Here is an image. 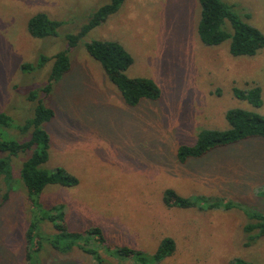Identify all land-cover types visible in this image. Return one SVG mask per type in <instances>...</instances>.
Here are the masks:
<instances>
[{"label":"rangeland","instance_id":"rangeland-1","mask_svg":"<svg viewBox=\"0 0 264 264\" xmlns=\"http://www.w3.org/2000/svg\"><path fill=\"white\" fill-rule=\"evenodd\" d=\"M107 1L0 0V112L12 119L9 126L0 125L4 139L29 137L20 131L34 114L28 94L47 83L53 62L39 66L40 56L69 48L67 36L80 31ZM223 1L264 32V0ZM40 12L61 22L58 35L30 34L28 21ZM200 16V0H125L70 49L71 70L50 94L39 91L38 97L55 110L45 125L51 136L45 166H62L79 184L49 185L42 199L48 207L65 205L71 229L98 226L107 246L141 250L151 264H231L235 257L264 264V236L249 241L245 232L250 209L264 211V138L178 160L179 146L195 144L201 130L227 128L229 109L264 114V48L247 57L230 53L231 39L204 44ZM94 39L122 44L133 56L127 75L152 79L160 97L129 106L88 52L86 43ZM23 64L33 66L27 70ZM256 85L263 91L260 107L234 94L235 87ZM7 155L0 151V157ZM28 156H11L7 186L0 177V264H27L26 232L33 215L20 170ZM166 189L196 198L204 209L167 206ZM210 201L218 207L207 208ZM166 237L175 250L155 261ZM89 240L97 244L94 237ZM105 258V264L135 262ZM34 259L37 264H94L82 252L59 253L48 245L34 252Z\"/></svg>","mask_w":264,"mask_h":264},{"label":"trees","instance_id":"trees-1","mask_svg":"<svg viewBox=\"0 0 264 264\" xmlns=\"http://www.w3.org/2000/svg\"><path fill=\"white\" fill-rule=\"evenodd\" d=\"M124 1L108 0L94 11L80 31L67 36L69 48L60 50L52 56L44 54L40 56L39 66H44L51 60L53 62L47 83L39 90L30 91L28 94V100L35 103L34 114L20 126V131L29 133V137L23 141L4 139L0 132V151L8 153L7 156L0 157V177L5 186L9 184V177L13 175L11 156L23 152L29 153L20 170V177L25 184L27 199L31 206L30 212L33 215V220L29 223L26 232L27 264H37V260H33L34 252L41 251L46 245L59 253L82 252L90 257L94 264H105V254L134 258V264H151L141 250L127 245L107 246L103 231L98 226H91L84 230L71 229L66 222L65 205L59 203L48 207L42 199V193L49 185L74 187L79 184V178L62 166L52 169L45 166L50 158L51 145V136L45 125L54 118L55 110L47 105L43 98H39L38 93L42 91L47 95L52 92L54 85L71 70L70 49L75 47L89 31L117 12ZM200 6L198 33L204 44L219 45L231 39L230 53L234 56L247 57L257 55L264 48V32L237 13L233 5L223 0H200ZM60 25V21L40 12L29 19L28 30L33 37L45 38L58 35ZM86 47L91 56L101 63L109 80L118 87L129 106L136 105L144 99L157 100L160 97L161 90L152 79L127 75L126 71L133 63V56L122 44L114 40L94 39L88 41ZM32 66L23 64V68L27 70H30ZM234 94L253 106L260 107L263 104V91L260 86L246 89L235 87ZM225 118L228 122L227 128L203 129L199 132L195 144L179 146L178 160L185 162L191 157L202 156L216 147L238 143L248 138H264V114L237 107L229 109ZM11 120L9 115L0 112L1 126H9ZM261 189H264V185ZM261 194L264 196V191ZM7 198L8 193L5 194L4 201ZM163 200L167 206L204 209L196 198L182 196L173 189L165 190ZM208 204L207 208L218 207L213 201ZM248 217L251 221L245 226V232L248 234L249 241L264 236V211L250 209ZM89 236L94 237L97 244H93ZM35 242L34 249L32 243ZM174 250V241L166 237L161 241L154 260L161 261L171 255ZM230 262L231 264H259L242 257H235Z\"/></svg>","mask_w":264,"mask_h":264}]
</instances>
